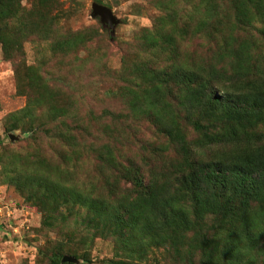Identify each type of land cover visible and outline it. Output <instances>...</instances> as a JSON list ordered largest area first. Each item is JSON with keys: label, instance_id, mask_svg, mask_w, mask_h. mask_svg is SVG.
I'll return each instance as SVG.
<instances>
[{"label": "trees", "instance_id": "1", "mask_svg": "<svg viewBox=\"0 0 264 264\" xmlns=\"http://www.w3.org/2000/svg\"><path fill=\"white\" fill-rule=\"evenodd\" d=\"M161 4L167 15L139 32V52L124 56L117 71L123 83L116 91L128 112L105 110L113 124L100 126V135L87 123L72 127L68 102L59 105V90L30 68L39 96L10 114L6 129H41L66 145L57 162L28 156L23 164L0 155L5 182L38 207L46 227L70 242L79 236L84 254L96 237L111 239L124 259L109 264H140L162 247L186 264L200 255V264H264V0ZM25 15L20 0H0L7 58L23 53L30 36L61 56L92 39L84 31L57 37ZM28 15L42 18L34 10ZM190 33L205 41L204 52L183 49ZM47 103L49 120L39 121ZM131 116L149 121L170 143L152 144L154 156L146 154L141 165L124 163V119ZM169 148L173 160L164 159ZM85 156L97 160V173L81 180L78 169L89 174ZM65 247L47 254L49 264H69L62 263L66 252L78 256Z\"/></svg>", "mask_w": 264, "mask_h": 264}, {"label": "rangeland", "instance_id": "2", "mask_svg": "<svg viewBox=\"0 0 264 264\" xmlns=\"http://www.w3.org/2000/svg\"><path fill=\"white\" fill-rule=\"evenodd\" d=\"M101 1L120 20L114 34L99 16H93V4L97 0H49L45 4L39 0H20L27 13L24 20H35L45 28H53L57 37L84 31L92 39L85 48L61 56L50 49L48 41L30 36L23 43V53L11 59L5 56L0 43V155L11 154L12 157L20 158L23 164L27 163L28 156L31 160L33 157L46 156L57 162V150L66 145L41 129L35 135L22 129H6L8 116L26 107L30 97L39 96L36 85H33L35 81L31 84L27 78L30 68L34 69L33 74L37 77L42 76L43 82L59 90L60 96H55V99H59V105L68 102L71 114L66 119L74 128L78 123H87L95 135H100V126L113 124L105 116V110L128 112L116 91L123 83L118 74L123 67V57L128 54L134 56L139 52V32L144 28H152L157 19L167 15L168 8H163L161 4H165L166 0ZM31 10L42 18L29 16ZM193 36L191 33L186 35L183 49L204 52L205 41ZM52 97L54 99V96L44 99ZM49 106L47 103L45 109L38 112L43 117H39V121L49 120L46 114ZM124 133L125 164H129V159L138 165L143 164L146 154L153 155L152 144H157L158 149L170 145L149 121L140 116L124 119ZM174 157L175 151L169 148L164 159L173 160ZM83 159L85 161L81 163L89 174L78 169L77 176L81 180L93 178L97 173V160L92 156ZM5 180L4 167L0 162V264H49L47 254L60 243L66 245L65 251L72 248L73 251L77 250L78 255L66 252L64 256H73L76 260L65 262L63 256L62 263L109 264V259H124V256H118L115 243L102 237H96L84 254L85 248L80 245L79 236L70 242L59 233V229L46 227L43 224L44 215L38 207L29 202L16 186ZM124 187L129 188L131 184L127 183ZM72 223L70 225L73 226ZM174 254L162 247L151 253L146 261L137 262L186 264L181 263V259ZM199 258L195 259V264H200Z\"/></svg>", "mask_w": 264, "mask_h": 264}, {"label": "water", "instance_id": "3", "mask_svg": "<svg viewBox=\"0 0 264 264\" xmlns=\"http://www.w3.org/2000/svg\"><path fill=\"white\" fill-rule=\"evenodd\" d=\"M93 16L97 17L99 16L101 18V21L105 24L108 25L110 28L111 32L114 34L116 25L120 22L118 17L115 15L113 10L104 5L103 3L95 2L93 4ZM14 138V136H11ZM76 258L73 256H64L63 261H75Z\"/></svg>", "mask_w": 264, "mask_h": 264}]
</instances>
